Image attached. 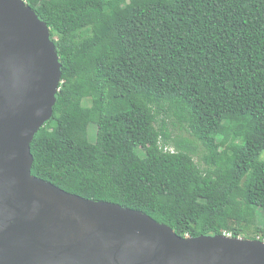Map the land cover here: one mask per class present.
Segmentation results:
<instances>
[{
	"label": "trees",
	"instance_id": "obj_1",
	"mask_svg": "<svg viewBox=\"0 0 264 264\" xmlns=\"http://www.w3.org/2000/svg\"><path fill=\"white\" fill-rule=\"evenodd\" d=\"M26 1L62 63L32 173L181 236L264 240V0Z\"/></svg>",
	"mask_w": 264,
	"mask_h": 264
},
{
	"label": "water",
	"instance_id": "obj_2",
	"mask_svg": "<svg viewBox=\"0 0 264 264\" xmlns=\"http://www.w3.org/2000/svg\"><path fill=\"white\" fill-rule=\"evenodd\" d=\"M62 63L25 0H0V264H264V240L181 236L144 211L68 192L32 173Z\"/></svg>",
	"mask_w": 264,
	"mask_h": 264
},
{
	"label": "rangeland",
	"instance_id": "obj_3",
	"mask_svg": "<svg viewBox=\"0 0 264 264\" xmlns=\"http://www.w3.org/2000/svg\"><path fill=\"white\" fill-rule=\"evenodd\" d=\"M78 134L79 138L82 141L88 140L87 142H94L96 140L97 135L96 125L94 123L89 122L83 129L79 130ZM261 158L264 159V151L261 153Z\"/></svg>",
	"mask_w": 264,
	"mask_h": 264
},
{
	"label": "built area",
	"instance_id": "obj_4",
	"mask_svg": "<svg viewBox=\"0 0 264 264\" xmlns=\"http://www.w3.org/2000/svg\"><path fill=\"white\" fill-rule=\"evenodd\" d=\"M25 1H26V0H25ZM225 234L231 235L230 233H225Z\"/></svg>",
	"mask_w": 264,
	"mask_h": 264
}]
</instances>
